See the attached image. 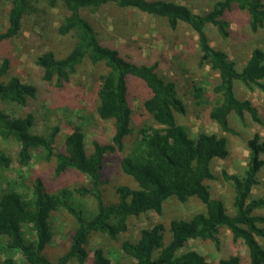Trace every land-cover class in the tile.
<instances>
[{"label": "trees", "instance_id": "trees-1", "mask_svg": "<svg viewBox=\"0 0 264 264\" xmlns=\"http://www.w3.org/2000/svg\"><path fill=\"white\" fill-rule=\"evenodd\" d=\"M39 2L46 7L59 6L62 15L57 19V32L70 34V48L60 57L51 49H40L35 57L39 77L51 85L60 101L85 99L102 120H111L109 140L93 137L91 150L85 148V132L81 125L72 124L64 144L55 149L57 125L41 133L35 127L32 112L16 115L0 108V136L11 138L17 145L16 162L28 164L33 156L48 162L55 176L68 171L86 177L87 181L69 187H51L41 174H21L20 183L7 180L0 188V253L2 264H124L113 261L100 244L90 246L92 235L115 239L128 231L129 217L147 211L161 213L169 197L185 201L197 197L204 211L190 218H171L167 224L156 221L142 227L139 235L123 238L121 251L129 257L127 264H209L206 257L190 247L193 240L219 244L221 229H227L232 240L244 245L249 264H264V192L251 196V189L260 183L258 173L264 165V135L253 132L246 140L248 160L242 174H227L223 178L232 184V212L220 198L211 195L207 180L214 178L212 162L228 155L224 132L232 133L230 116L243 120L248 114L261 122L258 108L249 98L235 92L239 82L247 89H258L264 98V50L252 48L240 68L226 51L211 45L208 29L225 37L229 32L226 14L236 8L245 14L247 25L255 31L264 25L262 0H215L202 13L175 0H10L6 11V26L0 31V41L21 35L24 17L37 11ZM114 4L120 10L137 9L164 19L174 30L186 24L196 35L198 62L208 65L217 77L210 90L204 85H192L194 103L204 107L206 116L215 122L222 133L200 130L194 136L178 122L176 115L184 114L186 104L174 83L159 72V62L136 61L109 44L102 43L84 8L98 10ZM44 18L38 19L42 23ZM44 28L43 24L40 26ZM11 59L0 57V100L27 107L37 97V87L10 75ZM84 76V81L78 78ZM141 80L146 95L139 102L138 114L146 117L132 125L135 111L129 99L130 80ZM89 80V82H88ZM87 86L86 93L83 92ZM95 102V103H93ZM137 126L136 128H134ZM130 141L129 150L119 159L121 171L135 186L120 183L115 186L116 199L105 203L101 193V169L104 157L122 151ZM12 156L0 148V172L12 164ZM25 191L18 189V185ZM53 189V190H50ZM91 196L95 208L87 211L73 196ZM66 210L74 219L67 231L68 239L61 241L58 252L48 254L53 236L52 219L56 212ZM166 234V235H165ZM20 256V259L17 258ZM218 264H240V255L219 257Z\"/></svg>", "mask_w": 264, "mask_h": 264}, {"label": "rangeland", "instance_id": "rangeland-1", "mask_svg": "<svg viewBox=\"0 0 264 264\" xmlns=\"http://www.w3.org/2000/svg\"><path fill=\"white\" fill-rule=\"evenodd\" d=\"M186 4L194 13H202L209 9L215 0H175ZM264 3V0H262ZM10 0H0V31L6 26V11ZM82 14L91 22L97 32L99 40L104 44L117 47L122 54L139 62H159V72L166 79L171 80L178 94L186 104L184 114H177V121L184 124L190 135L194 136L198 131L222 133L218 125L209 120L204 107L194 103L192 85L200 83L210 90L216 82V73L208 65H200L198 62V47L196 35L186 24L180 23L176 29H170L164 19L154 15L146 14L137 9L120 10L114 4H106L91 10L84 8ZM62 15L59 6L46 7L39 2L37 11L24 17L22 21L21 35L11 39L0 41V57L7 55L11 59L9 69L10 75H17L23 81L32 82L37 87V97L27 106H18L14 103L0 100V108L7 112L24 115L32 112L35 117V127L46 133L50 127L57 125L58 132L55 136V149H60L67 134L72 130V124H79L85 132V148L91 150V140L98 137L101 140H109L113 124L111 120H102L97 116L93 106L85 99L77 98L78 106H74L75 100L60 101L54 95L51 85L41 81L35 57L40 49H51L57 57L62 56L71 46L72 36L70 34L60 35L57 32V19ZM37 23L38 19H43ZM229 22V32L225 37L220 36L214 27H209L208 36L211 45L222 48L229 58L236 63V68L244 63L252 48L259 47L264 50V25L255 31L250 30L243 11L236 8L226 14ZM41 24L45 27L41 28ZM86 83L84 76L78 78ZM89 82V80H88ZM87 86L83 89L86 93ZM129 99L133 109L132 125L139 121L148 120L138 114L139 102L144 97L146 89L141 80H130ZM235 92L240 98H249L258 108L261 122H254L248 114L243 120L230 116L231 127L234 132H224L227 138L228 155L224 159H215L212 162L214 178L207 180L211 195L220 198L229 213L233 208L232 184L223 178V172L227 174H242L247 160L248 151L246 140L253 132L264 135V98L258 89L249 90L239 82L235 83ZM95 103V102H93ZM135 126L134 128H136ZM130 147V141L126 140L122 151L107 153L104 157L101 171V193L103 202H113L116 199L115 186L127 183L135 186V182L119 167V159ZM0 148L8 152L12 158V164L8 169L0 172V188L5 186L7 180H15L20 183L21 174L29 172L41 174L51 187H56L58 182L65 186L74 187L86 183V177H79L78 173L68 171L61 177L54 175L50 164L41 161L38 156H33L25 166H19L16 162L17 143L11 138L0 136ZM264 158V156H263ZM260 183L251 189V196L260 195L264 192V165L258 173ZM25 191L21 184L17 187ZM53 190V189H50ZM75 203L81 204L87 211L95 208V201L91 196H73ZM204 211L203 203L195 196H190L185 201H178L169 197L162 204L161 213L147 211L139 216L129 217L128 231L120 233L117 238L110 239L105 235H92L90 246L100 244L113 261L127 264L130 259L120 248L123 238H131L139 235L142 227L149 226L156 221L167 224L171 218H190L193 214ZM53 236L49 245L48 254L58 252L61 241L67 240V231L74 224L73 217L66 211L56 212L52 219ZM166 235V234H165ZM264 247V238H257ZM1 240V239H0ZM197 252L203 254L209 264H218L219 257L229 254L240 255V264H249L246 249L240 240H232L227 229L222 228L219 235V244L215 246L211 241L193 240L189 242ZM3 254L0 253V264ZM20 259V256L17 255ZM68 264H78L70 261ZM90 264V263H85Z\"/></svg>", "mask_w": 264, "mask_h": 264}]
</instances>
